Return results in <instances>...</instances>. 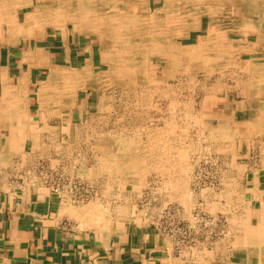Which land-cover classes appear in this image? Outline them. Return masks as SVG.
<instances>
[{
    "label": "rangeland",
    "instance_id": "1",
    "mask_svg": "<svg viewBox=\"0 0 264 264\" xmlns=\"http://www.w3.org/2000/svg\"><path fill=\"white\" fill-rule=\"evenodd\" d=\"M149 1L153 8L163 3V0ZM198 8L196 6L195 14H198ZM29 11L30 8H23L19 12V20ZM199 15L200 28L190 29L187 33L181 31L172 39L177 54H187L188 57L169 66L159 55L146 53L142 67L132 75L124 72L121 59L102 52L101 43L94 35L78 34L70 27L65 35L56 31L53 36L47 30L48 33L37 40L35 47L45 50L53 63L61 64L64 69L65 65L74 69H79L80 64L84 67L83 60H79V51L85 52L83 58L89 57L91 52L89 58L93 59V74L105 78L101 82L106 85L103 89L106 93L102 89L78 88L73 78L70 82L74 83L66 85L65 89L71 86L70 91H75L76 107L65 109L59 101L56 112L49 114L44 109L39 112V104L33 95L38 85L32 87L33 103L30 116L25 120L29 126V137L24 140L23 146L27 145L17 159L26 166L36 160V173L40 180H43L39 176L40 171L58 169L64 176L85 182L94 190L95 198L75 206L91 207L99 219L102 218L101 221L109 218L135 219L136 223L147 224L153 230L162 221L168 228L175 221L191 223L201 229L207 223L208 239L204 243L202 236V244L195 245V248L201 245L210 248L221 240L231 251L243 235L241 220L254 224L260 203L264 201V71L252 66L250 72H244L243 61L248 56L240 51L235 52L238 65L229 63L218 40H214L212 45L209 43L210 46L205 45L202 50L207 59L212 55L208 60L212 68L200 65L193 55L199 39L204 36L208 17L202 13ZM224 18L221 23L217 22V29L222 31L226 44L237 46L235 42L241 34L238 31L229 33L227 30L234 24L228 17ZM186 23L182 20L177 25ZM228 33L229 37L226 36ZM20 41L24 43L22 38ZM255 41V38H249L247 44L258 47L259 43ZM23 43L19 44L20 48ZM254 56L258 59L264 54L254 53ZM108 59L110 69L103 63ZM257 62L263 61L258 59ZM34 72L37 80L46 77V71L34 69ZM247 82L248 85L245 84ZM248 98L254 100L249 104L242 103ZM81 99H85V107L79 118ZM233 110H239L237 118L241 122L230 125L228 129L222 127L225 123L220 119L222 114ZM229 118L228 113L226 119ZM136 138L138 140L134 141ZM11 164L9 162L8 165ZM57 165H63L64 171ZM26 166L8 167L7 170L8 173L11 170L13 174L28 176L30 173ZM125 167L133 172L124 173ZM103 194H112L115 198L108 204ZM129 201L132 206L131 212L127 213L129 208L123 210L120 207Z\"/></svg>",
    "mask_w": 264,
    "mask_h": 264
},
{
    "label": "crops",
    "instance_id": "2",
    "mask_svg": "<svg viewBox=\"0 0 264 264\" xmlns=\"http://www.w3.org/2000/svg\"><path fill=\"white\" fill-rule=\"evenodd\" d=\"M242 1L248 14L243 20L238 19L240 22L231 20L234 25L228 32L238 31L241 34L238 37L245 35L247 41L255 38L259 46H254L253 53L264 54V49H260L264 48V1ZM20 43L23 42L0 40V168L3 169L0 174V264H257L252 246H256L259 253L264 247L259 239L251 243L239 239L232 252L221 240L210 248L201 245L178 251L172 242L147 224H138L129 218L101 221L89 206H75L66 194H52L36 173V160L26 166L17 159L27 143L18 149L5 145V140L17 129L18 120L29 118L33 103L31 88L35 85V72L28 66L27 45L23 43L20 48ZM84 54L79 51V60H83ZM247 100L253 101L248 98L242 103H248ZM83 102V99L79 100V118L84 109ZM238 112L223 113L220 119L226 124L222 127L239 124ZM228 113L230 118L226 119ZM9 162L12 164L8 165ZM15 166L28 167L30 174L22 176L11 170L8 173L7 168ZM62 166L56 167L64 171ZM102 196L108 204L115 198L112 194ZM131 206L129 201L120 208H129L127 213H130Z\"/></svg>",
    "mask_w": 264,
    "mask_h": 264
},
{
    "label": "bare ground",
    "instance_id": "3",
    "mask_svg": "<svg viewBox=\"0 0 264 264\" xmlns=\"http://www.w3.org/2000/svg\"><path fill=\"white\" fill-rule=\"evenodd\" d=\"M242 2H243L242 0H163L162 6H160L158 8L157 7L153 8L152 3L149 0H0V40L3 42L17 43V42H19V39L22 38L24 40V43L28 47V49L26 51L28 61H29L28 66L33 67L34 69H37V70L46 71V77L45 78L40 77L38 80L35 79L36 81H35L34 88H36L38 85V87H37L38 89L37 90L34 89L33 95L35 96L34 99L39 104V112H41L44 109L46 111V113L52 114V112H56L55 110L57 109V106L59 105L58 104L59 101H60L61 106H64L65 109L71 108V107L72 108L76 107L77 103H75V95H76L74 93L75 91L74 92L70 91L72 89L71 86L68 87L67 89H65L66 85H70V84L74 83V82L73 83L70 82L73 78L77 82L76 87L82 88V89L91 88L93 90H100V89L103 90L105 84L103 82H101V80H104L105 78H99V76H96L97 75L96 73L93 74V70H92L93 69V59L89 58L91 55V52H89L90 55L87 52L89 57L83 58V62L85 63V66L84 67L80 66L79 69H78V67H75V69L73 67H68V65H65L66 69H64L61 67V64L55 65L53 63L51 56H47L45 54V50H40V49H37L35 47L37 40L39 38H44L45 37L44 34H46L47 30H49V32L53 36H55L56 31H58L60 33V35H65L66 31L70 27L73 32H76L78 34L83 32V33L94 35L97 38V40L101 43L102 52H105L106 54L108 52L107 55H112L113 57L115 55L119 58V60L121 59L124 63V72L132 75V73H136L138 71V68L145 61V58H143V55L146 53H153V54L155 53V54L159 55L161 57L163 63H165L166 65H169V66L171 64L173 65V64L177 63L178 61L183 60L186 57H188L187 54H185V55L177 54L178 52L176 50V46L174 45L175 43L173 44V42H172V39L176 35L182 33L181 31L187 33L190 29L200 28L199 27V20H200L201 15H199V14L202 13V15L205 14L208 17V19L206 22V27L204 29V36L202 37V39H199L200 41L198 42L197 50L195 51L196 54L194 53L195 55H193L194 57L197 58L196 61H198V63L200 65L205 67L206 65H209L208 60L212 59L211 58L212 55L209 57L210 59H207L208 58L207 55L203 54L202 50L205 47V45L208 46L209 43L212 45L215 42L214 40H218V42L220 43V47L222 48L221 50L223 52H225V55H227L228 60H230L229 63H235L236 65H238L235 52L240 51V52H243L245 55L248 56V58L246 60L244 59V61H243L242 68H243V70H245L244 72H250L249 70L252 66L259 67V68H261V70L263 68V70H264V57L260 56L261 58H258V59L263 61L262 63L257 62L258 59L255 58L254 53H253V49H255V47H250L247 44V37L245 35H244V37L239 38V40H237V42H235V44L237 46L232 47V46L226 44L222 31L220 29H217L218 28L217 22L224 20L225 19L224 17H228L229 20H238V19L243 20L245 18L244 16L248 13L246 12L244 7L242 6ZM254 2H256V1H254ZM246 5H248V4H246ZM196 6L199 7L198 8V14H195ZM23 8H26V9L30 8V11L24 13L21 20H19V12L22 11ZM196 15H198V17H196ZM181 18H183L182 19L183 21L187 22L186 23L187 25H185V24L184 25L183 24L177 25V22L179 23L180 21H182ZM189 21H192V22L190 23ZM200 23H201V21H200ZM179 25H180V27H179ZM246 25H243V26H246ZM247 26L249 27V25H247ZM235 27H236V25H235ZM248 30H249V28H248ZM227 31H229V30H227ZM252 31H253V29H252ZM3 34H6V35H3ZM42 35H43V37H42ZM60 37H62V36H60ZM263 39H264V36H263ZM64 41H65V39H64ZM30 44L32 45V48L30 47ZM210 44H209V46H210ZM213 47H215V46H213ZM182 51H183V49H182ZM102 57H104V56H102ZM239 61H240V59H239ZM103 63L106 66H109V69H110V60L109 59L107 60V62L103 61ZM120 65L122 66L123 64H120ZM228 65H231V64H228ZM115 70H117V69H115ZM168 71H170V70H168ZM254 72H255V70H254ZM256 72H257V70H256ZM260 72H262V71H260ZM117 73H119V72H117ZM140 75L143 76V74H140ZM121 76H124V74H122ZM36 78H37V76H36ZM146 78H147V76H146ZM146 78H143V79H146ZM249 79L250 78H247V80H249ZM215 82H217V81H215ZM107 84H109V83H107ZM245 84L248 85V82ZM253 86H255V85H253ZM19 88H20V86H19ZM18 91H20V89ZM20 93H21V91H20ZM104 93H106V92L104 91ZM9 96H10V94H9ZM102 99H103V97H102ZM216 99H215V101H216ZM18 100H19V97H18ZM84 101H85V99H84ZM103 101H104V99H103ZM247 102H248V100H247ZM254 112H255V109H254ZM260 112H261V110H260ZM14 113H16V112H14ZM22 114H23V112L20 115L22 116ZM54 114H56V113H54ZM260 115H261V113H260ZM262 115L264 117V114H262ZM190 116H192V115H190ZM42 117L44 118L45 116H42ZM258 117H259V115H258ZM263 117H262V120H263ZM25 120H26V118H24V119L21 118L20 120H18L19 125L16 126L17 129L15 128V131H14L17 134H14V132H13V134L8 136L9 137L7 139L8 141H6L7 144H5V145H7V147L11 146L13 149V148H17L18 146H19V148L23 146L24 140L29 137V126L26 125ZM251 122H252V120H251ZM200 124H201V122H200ZM207 127H209V126H207ZM214 128H216V127H214ZM10 133H12V130L10 131ZM246 135H247V132H246ZM112 136L114 137V135H112ZM149 137H151V136H149ZM115 139H117V138H115ZM135 140L137 141L138 139L136 138V139H134V141ZM225 140H226V138H225ZM111 141H112V139H111ZM222 141H224V140H222ZM218 143H221V142L219 141ZM135 144H136V142H135ZM114 145H115V143H114ZM140 150H142V149H140ZM142 152H143V150H142ZM102 154H100V155H102ZM114 156H116V155H114ZM261 156H262V154H261ZM135 158H137V157H135ZM98 159H99V157H98ZM109 159H110V157H109ZM113 159H115V158H113ZM135 161H137V160L135 159ZM125 164H126V162L124 163V165ZM137 164H139V163H137ZM141 164H143V161L141 162ZM134 165H136V164H134ZM126 167H128V166H126ZM138 167H139V165H138ZM235 169H237V168H235ZM130 170L128 168H126L124 173H126L127 171H129V173H130ZM239 170H240V168H239ZM254 171H255V169H254ZM120 172H121V170H120ZM181 173H183V172H181ZM127 174H128V172H127ZM241 174L242 173H240V175ZM251 174H252V171H251ZM253 184H255V183H253ZM246 187H248V186H246ZM256 192H258V191H256ZM252 193L253 192H251V195H252ZM260 193H262V192H260ZM258 197L260 198V195ZM94 203H96V202H94ZM261 204L262 205L259 208L258 215L256 217V220L254 221L255 222L254 224L251 225L248 222V220H246L245 222H244V220H241L242 222H241L240 226L242 227V230H240V231L243 232V235L240 237V240H244L245 243L246 242L251 243L252 240L259 239V243L262 244V246H264V201H262ZM240 216H242V215H240ZM244 216H245V214H244ZM101 220H102V218H101ZM239 220H240V218H239ZM233 227H234V225H233ZM252 247H253V251H254L253 255L256 257V263L257 264H264V247H261L262 249L259 253L256 251V246L255 247L252 246ZM237 250L238 249H236V251ZM248 251L249 250H247V252ZM237 261H238V259H237Z\"/></svg>",
    "mask_w": 264,
    "mask_h": 264
},
{
    "label": "built area",
    "instance_id": "4",
    "mask_svg": "<svg viewBox=\"0 0 264 264\" xmlns=\"http://www.w3.org/2000/svg\"><path fill=\"white\" fill-rule=\"evenodd\" d=\"M44 172V173H42ZM2 171L0 170V174ZM39 176L43 177V183L49 187L52 194L61 196L66 194L67 199L73 205L84 204L85 202L93 199L95 197L94 190L88 186L85 182L79 179L69 178L64 176L62 172L57 170H48V172L40 171ZM162 213V211H161ZM164 214V212L162 213ZM163 219V216H162ZM207 223H204L203 229L199 226L195 227L191 223H182L181 221H175L171 227L168 228L165 226V223L162 221L158 226H154V229L157 233L162 235L165 239L172 242L178 251H182L188 247H194L195 245L201 243V237L205 243L208 239ZM163 226V227H162Z\"/></svg>",
    "mask_w": 264,
    "mask_h": 264
}]
</instances>
